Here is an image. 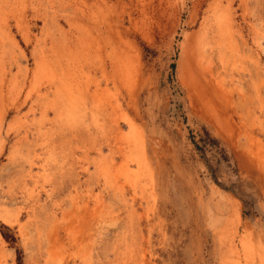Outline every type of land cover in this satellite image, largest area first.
Segmentation results:
<instances>
[{"label": "rangeland", "instance_id": "obj_1", "mask_svg": "<svg viewBox=\"0 0 264 264\" xmlns=\"http://www.w3.org/2000/svg\"><path fill=\"white\" fill-rule=\"evenodd\" d=\"M91 1L0 0V264H264V0Z\"/></svg>", "mask_w": 264, "mask_h": 264}, {"label": "bare ground", "instance_id": "obj_2", "mask_svg": "<svg viewBox=\"0 0 264 264\" xmlns=\"http://www.w3.org/2000/svg\"><path fill=\"white\" fill-rule=\"evenodd\" d=\"M101 3L102 2H100V0H92L91 3L89 4V7L88 8H89V11H90L89 12L90 13V16H88V18H89V21H90V23H89L90 24L89 25L90 30H93V29H95V30L98 29L99 30V29H101L103 27V26H100V25H108V23H109V20L107 19V17L105 15H102L101 17H99V15H97L96 12H95V9L96 8L99 9V6H101L100 5ZM218 18H216V19H218ZM216 19H215V21H216ZM218 20L220 22V19H218ZM206 23H208V22H206ZM226 23H224V24H226ZM204 24H203V27L204 28L202 27V29L204 31L203 32L204 34H203V36L201 35L202 38H200V40L198 39L199 40V43L197 44L198 47L196 48L195 55H194V59L198 63L197 66L199 67V71H198L197 74L194 73V72L193 73L195 74L194 76L196 77L198 83H200L199 85H202V87H204V89L206 90L205 92H212V93L214 92L215 95H216L215 97L221 98L220 94L217 93V90H214V89L221 88V89H219V91H221V93L224 92L222 94V96H224V94H226V90L221 87L223 85L221 84L219 78L213 76L214 72H213V68H212L213 66L212 65H213V62H214L215 51H217L215 45L219 41V40L217 41V37H219V34H222L223 32L225 33V35L224 34H222V35L226 36V32L228 30H224L223 32H220L219 33V31H221V30L218 29L217 24H216V27L217 28L213 25L212 22L211 23L209 22L208 24H206V26ZM224 24H222V25H224ZM228 25L229 24H227V26ZM221 28H224V26L221 27ZM227 35H229V34H227ZM226 38H228V37H226ZM222 40H223V38H222ZM224 43H225V40H224ZM194 76H193V79H194ZM216 81H217V83H215ZM213 102H215V101H213Z\"/></svg>", "mask_w": 264, "mask_h": 264}]
</instances>
